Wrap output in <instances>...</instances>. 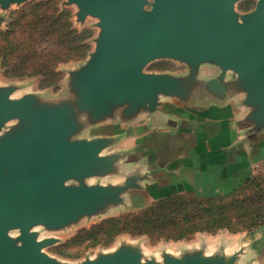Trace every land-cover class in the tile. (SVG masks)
I'll return each instance as SVG.
<instances>
[{
	"label": "water",
	"instance_id": "95a60500",
	"mask_svg": "<svg viewBox=\"0 0 264 264\" xmlns=\"http://www.w3.org/2000/svg\"><path fill=\"white\" fill-rule=\"evenodd\" d=\"M10 0H0L6 4ZM80 15L99 19L100 37L85 65L52 95L10 97L0 88V264H60L42 252L53 239H38L35 225L55 228L113 209L135 207L123 193L132 185L90 184L107 172L100 152L106 139L74 140V115L103 116L112 106L152 109L157 95L179 91L180 78L147 70L155 60L201 63L233 71L245 83L247 101L264 118V0L238 12L241 0H73ZM148 7V8H147ZM66 94L61 97V95ZM156 199V198H154ZM19 229L13 238L9 230ZM264 246V236L252 242ZM244 250L207 263L201 254L165 264H243ZM130 248L80 264H139ZM155 264V263H146Z\"/></svg>",
	"mask_w": 264,
	"mask_h": 264
},
{
	"label": "crops",
	"instance_id": "0c3cea01",
	"mask_svg": "<svg viewBox=\"0 0 264 264\" xmlns=\"http://www.w3.org/2000/svg\"><path fill=\"white\" fill-rule=\"evenodd\" d=\"M154 71L181 83L179 91L158 94L152 109L129 111L121 104L100 117L87 111L74 115L78 129L72 139L107 140L100 152L109 158L107 172L91 176L90 184L132 181L124 202L139 203L236 188L258 173L254 166L264 160V118L258 105L247 101L245 83L233 71L221 79L220 67L211 63L194 72L185 64ZM57 94L52 100L60 98Z\"/></svg>",
	"mask_w": 264,
	"mask_h": 264
},
{
	"label": "rangeland",
	"instance_id": "374dc122",
	"mask_svg": "<svg viewBox=\"0 0 264 264\" xmlns=\"http://www.w3.org/2000/svg\"><path fill=\"white\" fill-rule=\"evenodd\" d=\"M44 2H50L52 8L49 12L55 17L65 14L72 31L67 36L41 30L44 24L38 19L43 12L33 14L31 10ZM254 4L255 0H242L235 8L242 12ZM100 33L99 19L88 14L80 15L79 6L73 0H10L6 4L0 3V88H11L10 97L59 93L73 72L79 71L95 51ZM177 65V62L161 59L151 62L146 69H171ZM163 200L165 198L147 199L132 208L113 209L101 216L82 218L55 228L35 225L31 231L38 239H53L42 248V252L60 264L96 261L128 248L138 253L139 264H165L166 259L181 260L194 253L203 255L207 263H212L227 259L240 250H244L245 256L237 263L264 264V246L255 250L252 244L264 236V224L246 229L240 226L237 231L224 227L196 231L179 239L171 237L174 233L170 224L165 225L167 231L162 233L151 228L148 233L116 232V229L111 230L112 233L108 229L106 232L105 229L114 222L122 224L137 218L142 211ZM230 201L259 209L264 207V169L239 187L218 192L194 190L191 194L167 200L166 207L170 209L185 202L189 206L203 207L211 202ZM8 232L15 238L19 229Z\"/></svg>",
	"mask_w": 264,
	"mask_h": 264
},
{
	"label": "trees",
	"instance_id": "16d2710c",
	"mask_svg": "<svg viewBox=\"0 0 264 264\" xmlns=\"http://www.w3.org/2000/svg\"><path fill=\"white\" fill-rule=\"evenodd\" d=\"M49 3L44 2L36 5L31 10V13L38 14L39 11L43 12V14L40 13L38 20H41L44 24V27L41 29L46 31L44 33H58L60 36H67L72 31L69 30V23L65 14L55 17L53 13L49 12L52 8ZM254 175H250L244 184L252 180ZM180 195L184 194L166 197L165 200L157 202L155 207H149L145 211H142L139 217L123 222L122 224L114 222L105 230L107 232L108 229L110 233L114 229H116V232L148 233L149 228H151L158 233H162L167 231L165 225L170 224L172 227L171 231L174 234L172 236L168 235V237L171 236L179 239L188 237L196 231H214L223 227L237 231L240 229V226H244L246 229L253 225L258 226L264 224L263 206H260L259 209L257 206L241 205L237 201L222 204L211 202L203 207L189 206V203L185 202L170 209L166 207L167 200L175 199V197Z\"/></svg>",
	"mask_w": 264,
	"mask_h": 264
},
{
	"label": "built area",
	"instance_id": "2783aa9c",
	"mask_svg": "<svg viewBox=\"0 0 264 264\" xmlns=\"http://www.w3.org/2000/svg\"><path fill=\"white\" fill-rule=\"evenodd\" d=\"M264 169V160L254 166V170L259 172Z\"/></svg>",
	"mask_w": 264,
	"mask_h": 264
}]
</instances>
